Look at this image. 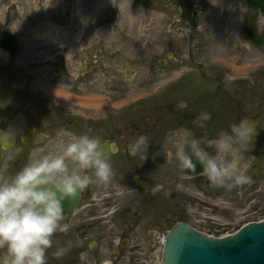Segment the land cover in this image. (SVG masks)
I'll return each mask as SVG.
<instances>
[{
    "label": "rangeland",
    "instance_id": "1",
    "mask_svg": "<svg viewBox=\"0 0 264 264\" xmlns=\"http://www.w3.org/2000/svg\"><path fill=\"white\" fill-rule=\"evenodd\" d=\"M245 13L258 17L261 30L264 14L251 10L247 0H0V30L11 31L19 43L16 54L0 48V128L17 135L28 125L37 129L32 144L18 141L10 151L0 149V162L7 155L28 162L41 150H55L62 131L98 137L114 135L116 129L138 135L132 126L144 120L161 122L155 127L161 139L163 127L173 125L171 108L209 114L227 94L232 101L225 117L263 119L258 104L264 102V45L255 46L248 38ZM168 52L176 53L169 58ZM217 87L228 88L227 94ZM61 110L81 120L69 122ZM104 112L117 113V121L105 122ZM179 175L188 181L183 170ZM257 183L254 191H237L234 197L203 194L202 200L188 185L181 213L202 232L233 233L252 219H264V211L234 207L264 203V177ZM177 210L171 202L170 226L179 220ZM150 219L156 225V216ZM209 221L224 227L208 228ZM153 229L157 232L150 233L144 264L160 262L162 238L169 230ZM54 250H49L48 264H56Z\"/></svg>",
    "mask_w": 264,
    "mask_h": 264
},
{
    "label": "flooded vegetation",
    "instance_id": "2",
    "mask_svg": "<svg viewBox=\"0 0 264 264\" xmlns=\"http://www.w3.org/2000/svg\"><path fill=\"white\" fill-rule=\"evenodd\" d=\"M255 19L258 23L257 16ZM258 32L262 36L264 26L261 30L258 29ZM160 61L166 63L165 59ZM199 66L201 67V64ZM226 89L228 88L217 87V90L225 93V95L227 94ZM262 92L264 93V88ZM223 101L224 108H222L223 106L220 107L222 104L217 103L213 104V108L212 106L209 109L207 108L212 118L203 122V126L198 122L200 113L194 108L188 107L183 111H176L171 108L169 112L172 115L173 125L165 126L161 130L164 133V136L161 137L162 140L164 139L162 145L165 143V137L178 128L192 130L195 136L201 140H210L216 138L221 131H230V126L239 123L243 118L253 121L257 135L253 136L243 152L249 165L247 175L250 177V183L238 187H216L210 184L203 172L194 174L191 169H183L188 181L182 180L179 175L181 170L177 169L179 167L178 161L172 159L171 162L167 163L163 147L158 143L161 139L155 127L159 126L161 122L149 124L143 120L140 122L139 127L132 126L134 132H139L138 135L132 133L131 135H123L115 129L114 135L96 137L107 141L109 149L111 143L116 147V151L107 153L114 175L109 182L91 185L81 194H78L74 200L63 203L65 219L62 223L67 224L68 228L66 232H57L53 236V246L55 249L57 246H68L71 242V250L62 259L53 258L54 262L56 264L59 262H62V264H104V261H107L109 264H144L146 261L144 249L148 244L150 233L152 231L157 232L153 229L154 226L157 229L166 227L170 229L176 222H185L190 225L188 218L180 210V205L184 204L186 199L185 193L188 190V185L198 192L199 198L203 194H208L211 198L219 195L234 197L237 191L249 190L248 192H250L257 189L259 186L257 182L264 177V167L261 165V162H264V118L236 115L234 119H229L225 116L232 100L227 94ZM65 105V107H70L69 104ZM258 106L261 111H264V102L258 104ZM77 114L89 116L80 111H77ZM184 114L189 116L192 114L193 118H184ZM70 115L66 110H61V116L65 120L69 122L81 120V118L71 117ZM116 116L117 113L111 114V112L101 114V118L105 122L110 120L116 122ZM113 117L115 118L113 119ZM33 127L35 128L36 137L37 129L35 126ZM90 130L91 127L88 126V131ZM155 131L158 133L155 134ZM21 134H16V143L18 141L23 143L20 139ZM140 136L147 137L148 148L133 156L129 153L128 146ZM60 138V135L56 136V144ZM46 144L47 140H43L42 145ZM208 150L214 151L213 149ZM49 151L53 150H41L40 155ZM148 158L149 160L145 161ZM26 163L23 156L15 157L10 163L11 167L9 169L11 171L8 175H14ZM135 179H137L140 186H145V189L137 187ZM136 191L137 193H134L132 199L126 198V195L130 192ZM252 198H255V196ZM187 199L190 201L191 198ZM200 199L202 200V198ZM256 199L261 201L263 198L257 195ZM171 202L175 204V208L179 209L175 212V215H179V220H175L170 226ZM222 206L226 207L225 205ZM234 207L241 208L243 211L247 210V213L254 211L256 214H260L261 211H264L263 202L260 204L248 203V205L241 203L234 205ZM210 208L216 210L214 207ZM155 216L156 225L150 219ZM211 222L213 221H209L208 228L219 230V228L224 227ZM81 253L86 254L83 260L81 259Z\"/></svg>",
    "mask_w": 264,
    "mask_h": 264
},
{
    "label": "clouds",
    "instance_id": "3",
    "mask_svg": "<svg viewBox=\"0 0 264 264\" xmlns=\"http://www.w3.org/2000/svg\"><path fill=\"white\" fill-rule=\"evenodd\" d=\"M210 119V114L201 113L198 122L203 126ZM254 135L255 123L243 118L210 140L196 139L185 128L176 129L165 137L162 147L167 163L175 158L183 170L194 168L193 161H198L210 184L238 187L250 183L243 152ZM60 137L55 150L31 155L14 175H7L12 155L0 162V264H48L53 236L68 228L62 223L63 203L91 185L109 182L114 175L98 138L67 131ZM147 148V137L140 136L128 151L135 156ZM70 250L71 242L57 246L51 256L59 260ZM85 255L81 253L82 260Z\"/></svg>",
    "mask_w": 264,
    "mask_h": 264
},
{
    "label": "water",
    "instance_id": "4",
    "mask_svg": "<svg viewBox=\"0 0 264 264\" xmlns=\"http://www.w3.org/2000/svg\"><path fill=\"white\" fill-rule=\"evenodd\" d=\"M247 5L251 10L264 14V0H247ZM244 17L248 38L255 46H262L264 33L259 35L255 17L250 13H246ZM63 19L62 15L57 16L59 22ZM0 47L8 54H16L18 42L11 32L0 30ZM172 53L176 52H168L167 57L171 58ZM3 70L1 66L0 72ZM189 117L193 118V115L184 114V118ZM34 138L35 128L31 125L20 135V139L26 144L33 143ZM16 140L14 131L0 128V149H11ZM99 140L106 154L116 151L113 143L109 149L107 141ZM193 163L195 167L191 170L194 174L203 172L198 161L194 160ZM135 185L145 189V186L137 183V179ZM158 264H264V220L246 223L234 233L223 236L208 235L185 222H176L167 232Z\"/></svg>",
    "mask_w": 264,
    "mask_h": 264
},
{
    "label": "bare ground",
    "instance_id": "5",
    "mask_svg": "<svg viewBox=\"0 0 264 264\" xmlns=\"http://www.w3.org/2000/svg\"><path fill=\"white\" fill-rule=\"evenodd\" d=\"M1 48V47H0ZM2 49V48H1ZM4 50V49H3ZM4 51H6V50H4ZM7 52V51H6ZM8 53V52H7ZM108 264H109V262H108Z\"/></svg>",
    "mask_w": 264,
    "mask_h": 264
}]
</instances>
